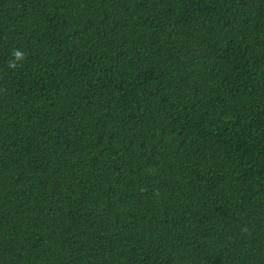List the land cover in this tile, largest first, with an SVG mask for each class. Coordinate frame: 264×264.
<instances>
[{
    "label": "trees",
    "instance_id": "1",
    "mask_svg": "<svg viewBox=\"0 0 264 264\" xmlns=\"http://www.w3.org/2000/svg\"><path fill=\"white\" fill-rule=\"evenodd\" d=\"M0 264H264V0H0Z\"/></svg>",
    "mask_w": 264,
    "mask_h": 264
},
{
    "label": "clouds",
    "instance_id": "2",
    "mask_svg": "<svg viewBox=\"0 0 264 264\" xmlns=\"http://www.w3.org/2000/svg\"><path fill=\"white\" fill-rule=\"evenodd\" d=\"M17 55H19V53Z\"/></svg>",
    "mask_w": 264,
    "mask_h": 264
}]
</instances>
